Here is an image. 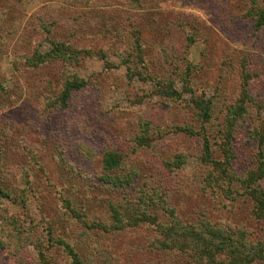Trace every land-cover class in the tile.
<instances>
[{"label":"rangeland","instance_id":"obj_1","mask_svg":"<svg viewBox=\"0 0 264 264\" xmlns=\"http://www.w3.org/2000/svg\"><path fill=\"white\" fill-rule=\"evenodd\" d=\"M73 254L264 264V0H0V264Z\"/></svg>","mask_w":264,"mask_h":264},{"label":"trees","instance_id":"obj_2","mask_svg":"<svg viewBox=\"0 0 264 264\" xmlns=\"http://www.w3.org/2000/svg\"><path fill=\"white\" fill-rule=\"evenodd\" d=\"M90 52L91 51H87L86 52V54L87 55H89L90 54ZM103 57L105 58V55H103ZM82 84H76V85H74L73 87L75 88V89H79V88H81L82 86H81ZM70 89L68 88V87H66V90L62 93V101H65L66 100V98L68 97V94H69V91ZM205 115H207L208 116V113L206 112V114ZM230 130H231V127L229 126H227V128H226V131H225V136L224 135H222V137L221 138H226L227 139V143L229 144V139H228V137H230V135H231V133H230ZM228 144H227V148H229L228 147ZM210 145H211V142H210V140L207 138V137H204V155L206 156V158L208 159V162L209 163H214L215 164V162H213L212 161V158H211V156H212V151H210ZM226 147H223V150H224V153L227 155V153L225 152L226 150ZM111 163H113V161L111 162ZM217 164V163H216ZM217 165H219V164H217ZM249 194L253 197H255V192L254 191H250L249 192ZM133 222V223H132ZM131 223H129V225L131 224V225H134V226H136L137 224H140V223H142V222H149V217H141V218H136L134 221H132ZM176 247L177 245L175 244L174 246L173 245H168L167 247ZM74 255V254H73ZM74 259L75 260H77V257L74 255ZM78 261V260H77ZM76 264H81L80 263V261H78Z\"/></svg>","mask_w":264,"mask_h":264}]
</instances>
